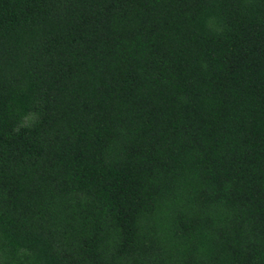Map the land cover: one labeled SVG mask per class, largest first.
<instances>
[{
  "label": "trees",
  "instance_id": "16d2710c",
  "mask_svg": "<svg viewBox=\"0 0 264 264\" xmlns=\"http://www.w3.org/2000/svg\"><path fill=\"white\" fill-rule=\"evenodd\" d=\"M0 264H264V0H0Z\"/></svg>",
  "mask_w": 264,
  "mask_h": 264
}]
</instances>
